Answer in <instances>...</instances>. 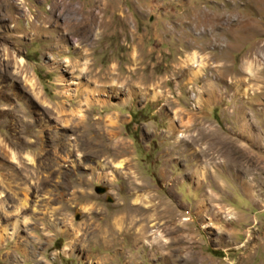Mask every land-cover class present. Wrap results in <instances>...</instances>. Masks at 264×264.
Wrapping results in <instances>:
<instances>
[{"label":"rangeland","instance_id":"374dc122","mask_svg":"<svg viewBox=\"0 0 264 264\" xmlns=\"http://www.w3.org/2000/svg\"><path fill=\"white\" fill-rule=\"evenodd\" d=\"M0 264H264V0H0Z\"/></svg>","mask_w":264,"mask_h":264},{"label":"water","instance_id":"95a60500","mask_svg":"<svg viewBox=\"0 0 264 264\" xmlns=\"http://www.w3.org/2000/svg\"><path fill=\"white\" fill-rule=\"evenodd\" d=\"M102 191H104V188H102V187H97L96 188V192H102Z\"/></svg>","mask_w":264,"mask_h":264},{"label":"bare ground","instance_id":"6f19581e","mask_svg":"<svg viewBox=\"0 0 264 264\" xmlns=\"http://www.w3.org/2000/svg\"><path fill=\"white\" fill-rule=\"evenodd\" d=\"M84 20V18L81 19V21ZM83 25L86 24V23H82ZM197 66V65H196Z\"/></svg>","mask_w":264,"mask_h":264}]
</instances>
